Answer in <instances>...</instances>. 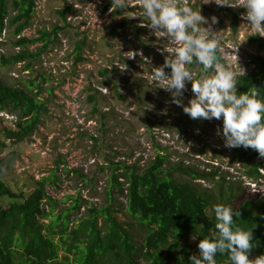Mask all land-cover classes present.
Wrapping results in <instances>:
<instances>
[{
	"label": "rangeland",
	"instance_id": "obj_1",
	"mask_svg": "<svg viewBox=\"0 0 264 264\" xmlns=\"http://www.w3.org/2000/svg\"><path fill=\"white\" fill-rule=\"evenodd\" d=\"M130 2L132 7L121 12L120 9L109 11L110 7L105 10L111 0H36L35 12L26 29L31 37H39V30L66 26L38 59L4 64L2 57L8 58L25 48L15 46L11 26L0 34V79L32 94L38 93L48 107L28 138L14 143L0 132V139L7 143L0 149L3 180L15 192L24 190L27 195L36 187L37 180L48 176L46 191L57 205L52 211L51 204L45 200L43 207L51 212L50 216L67 211L69 231L89 216V208L110 203L108 190L116 169L113 164L120 161L136 164L143 171L156 161L158 154L165 157L162 176L167 174L180 183L185 182L225 205L230 206L227 200L235 193L251 196L254 202L261 200L258 204L263 205L264 163L257 177L247 173L262 157L247 163L238 156L237 147L224 146L222 135L218 134L222 132V120L192 119L182 106L171 102L170 92L156 87L154 70L163 65L168 55L165 51L169 47L168 39L142 26V17L123 16L142 11L139 0ZM188 3L195 7L200 3V11L209 24L213 15L217 17L212 29L217 31V43L224 58L217 62L219 67L231 71L235 77L252 70V56H264V49L260 51L248 40L254 30L243 24L241 13L246 10L200 0H188ZM67 6L72 11L64 19L59 11ZM235 21L239 24L237 30ZM85 37L82 53L85 60L76 61V43ZM42 44L35 41L28 50L36 51ZM189 67L199 75L200 65ZM106 68L109 73L104 75ZM33 79L35 84H40L39 88L30 87ZM192 95L191 82H187L183 103L187 104ZM0 121L16 128L18 115L0 111ZM117 172L121 173L122 169ZM53 173L57 176L56 184L50 177ZM120 180L124 183L122 187L114 186L112 190L114 214L127 230L128 242L134 246L130 257L135 264H147L144 245L148 229L128 211V182L122 177ZM77 195L82 199L75 209L72 206ZM42 221L49 223L51 219ZM62 226L55 224L58 230ZM99 226L106 231L108 223L104 216H99ZM115 251L122 256L108 253L99 256L97 262L129 264L124 248ZM64 253L62 250L61 254ZM17 256L19 260L20 253Z\"/></svg>",
	"mask_w": 264,
	"mask_h": 264
},
{
	"label": "trees",
	"instance_id": "obj_2",
	"mask_svg": "<svg viewBox=\"0 0 264 264\" xmlns=\"http://www.w3.org/2000/svg\"><path fill=\"white\" fill-rule=\"evenodd\" d=\"M109 7L110 5L105 10ZM35 8L36 0H0V33L7 22L13 27L15 34L21 33L31 23ZM69 11H72V8L67 6L59 12L67 19ZM238 26L235 21L234 29L237 30ZM65 27L55 26L51 30H39L40 36L37 38L15 39L14 44L22 45L25 49L8 58L2 57L3 63L38 59L48 46L56 41L58 31ZM248 40L255 43L260 51L264 49V36L253 33L248 36ZM35 41H42L43 44L36 51L28 50L29 44ZM85 44L86 37L76 43V61L85 60L82 54ZM251 60L254 65L252 70L235 77L237 91L255 88L260 97L264 98V56L253 55ZM218 61H224L221 51L217 54ZM199 70L201 71V66ZM107 73L109 69L106 68L103 74ZM34 81H30V87L39 88L40 84H35ZM90 98L93 101L95 96ZM4 110L17 113V127H7L0 121V132H4L7 139L17 143L28 138L37 129L48 107L44 100L39 99L38 93L32 94L26 88L8 85L0 79V111ZM6 146L7 143L0 139V149ZM237 153L247 163L260 157L257 151L250 147H237ZM164 161L165 157L158 154L156 161L143 171H140L136 164H126L122 161L113 164L116 169L111 175V189L108 190L110 203L104 207L89 208V216L82 219L73 231H69L70 215L67 211L50 216L51 212H46L43 207L45 200L51 204L52 211L57 205L53 196L46 191L49 177L44 176L37 180L36 187L27 195L24 190L15 192L1 176L0 158V264H99L98 257L108 253L121 257L122 254L115 251L119 247L126 250L129 264H135L130 257L134 246L128 242V232L114 214L115 197L112 190L114 186L122 187L124 184L120 177L128 182V211L138 217L148 229L144 245L147 264H191L188 258L198 254L199 240L214 231L215 217L212 206L224 202L216 201L167 174L162 176L161 167ZM263 163L264 157L254 163L247 173L251 177H257L261 174L260 165ZM120 169L122 172H117ZM50 177L52 183L56 184V174L53 173ZM82 178L86 180L84 175ZM81 199L82 196L77 195L72 208L78 209ZM227 201L236 212L234 223L252 230L254 246L248 252L249 259L254 255L264 254V204L259 205L261 200L254 202L251 196L239 193L231 194L230 200ZM100 215L104 216L108 223L106 231H102L99 226ZM43 218H50L51 221L45 223ZM58 223L63 225L59 230L55 228ZM51 225L52 228H49ZM193 235H196L195 240L192 239ZM56 236H59L58 240L55 239ZM62 250L65 251L64 255L61 254ZM215 259L217 264H229L226 254L217 253Z\"/></svg>",
	"mask_w": 264,
	"mask_h": 264
},
{
	"label": "clouds",
	"instance_id": "obj_3",
	"mask_svg": "<svg viewBox=\"0 0 264 264\" xmlns=\"http://www.w3.org/2000/svg\"><path fill=\"white\" fill-rule=\"evenodd\" d=\"M200 2L243 7L246 10L241 13L243 24L264 36V0ZM130 7V0H111L109 11L123 12ZM139 7L142 11L123 16L142 17V26L146 25L156 36L164 35L169 43L163 65L154 70L156 87L170 92L171 102L182 106L190 118L222 120V132L218 134L222 135L225 147H250L264 157V98L255 88L238 92L234 74L219 67L217 31L212 29L217 17L213 15L209 24L200 11V3L193 7L188 0H139ZM193 64L201 66L198 76L189 67ZM165 68L170 71L166 73ZM187 82H191L193 95L185 104L182 97ZM212 208L214 231L199 240L198 254L188 258L191 264H217V253L226 254L229 264H264V254L249 259L248 252L254 246L253 233L234 223L233 207L216 203Z\"/></svg>",
	"mask_w": 264,
	"mask_h": 264
},
{
	"label": "built area",
	"instance_id": "obj_4",
	"mask_svg": "<svg viewBox=\"0 0 264 264\" xmlns=\"http://www.w3.org/2000/svg\"><path fill=\"white\" fill-rule=\"evenodd\" d=\"M36 4H37V3H36ZM7 26H8V22H7V25L5 26V28L2 30V32L5 31V29L7 28ZM28 26H29V25H28ZM26 29H27V26L22 30L21 33H19V34H15V39L23 38V37L37 38V37H31V36L29 35V33H28V30H26ZM2 32H1V33H2ZM1 33H0V34H1ZM15 46L22 47V46H20V45H15ZM20 62H23V61H20Z\"/></svg>",
	"mask_w": 264,
	"mask_h": 264
}]
</instances>
